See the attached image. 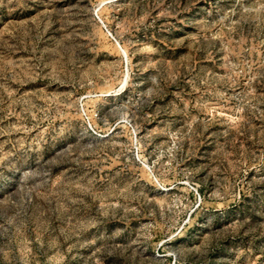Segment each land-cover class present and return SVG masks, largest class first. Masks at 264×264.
Segmentation results:
<instances>
[{"label": "rangeland", "instance_id": "obj_1", "mask_svg": "<svg viewBox=\"0 0 264 264\" xmlns=\"http://www.w3.org/2000/svg\"><path fill=\"white\" fill-rule=\"evenodd\" d=\"M0 264H264V0H0Z\"/></svg>", "mask_w": 264, "mask_h": 264}]
</instances>
